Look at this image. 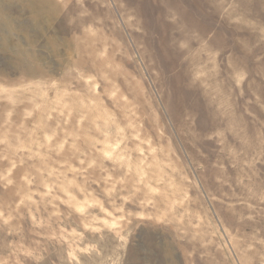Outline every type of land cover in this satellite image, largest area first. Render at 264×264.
<instances>
[{"label": "rangeland", "instance_id": "rangeland-1", "mask_svg": "<svg viewBox=\"0 0 264 264\" xmlns=\"http://www.w3.org/2000/svg\"><path fill=\"white\" fill-rule=\"evenodd\" d=\"M0 264H264V0H0Z\"/></svg>", "mask_w": 264, "mask_h": 264}]
</instances>
